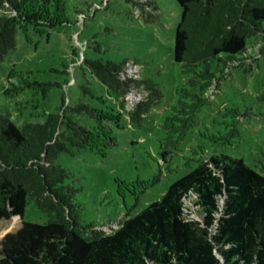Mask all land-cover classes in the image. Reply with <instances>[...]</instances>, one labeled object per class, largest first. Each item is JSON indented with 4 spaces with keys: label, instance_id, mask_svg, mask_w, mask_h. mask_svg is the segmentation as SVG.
<instances>
[{
    "label": "trees",
    "instance_id": "trees-1",
    "mask_svg": "<svg viewBox=\"0 0 264 264\" xmlns=\"http://www.w3.org/2000/svg\"><path fill=\"white\" fill-rule=\"evenodd\" d=\"M32 1L0 0V64L15 50L19 18ZM175 2L180 17L172 57L187 78L161 125L172 148L163 160L198 124L207 91L251 51L264 57V0ZM126 63H91V71L118 98L132 86L150 92L131 116L140 123L162 95L151 80H121L124 66L135 67ZM96 107L79 103L69 114L21 127L0 113V221L20 223L0 239V264H264V174L226 154L200 160L160 199L109 232L101 228L106 225L82 226L77 189L67 182L72 173L58 159L86 149L104 154L117 145L112 126H119V115ZM75 114L95 123L84 127ZM28 199L48 215L46 223L23 220ZM192 212L200 222L190 219Z\"/></svg>",
    "mask_w": 264,
    "mask_h": 264
},
{
    "label": "rangeland",
    "instance_id": "rangeland-1",
    "mask_svg": "<svg viewBox=\"0 0 264 264\" xmlns=\"http://www.w3.org/2000/svg\"><path fill=\"white\" fill-rule=\"evenodd\" d=\"M179 17L175 0H33L19 18L16 48L0 64L1 114L19 127L43 123L48 114H69L79 103L119 115L114 117L119 126H112L116 146L104 154L86 149L59 156L58 163L72 173L67 182L77 189L82 226L117 228L215 154L242 158L264 174V57L256 50L207 91L198 124L163 160L162 152L172 148L161 125L187 78L172 57ZM248 44L252 47L253 39ZM108 62L134 64L123 67L120 79L151 80L161 91L140 123L131 116L150 92L132 86L118 98L91 71V63ZM75 119L87 128L95 123L85 114ZM48 219L28 199L23 220ZM190 219L201 221L194 212ZM19 226L0 221V239Z\"/></svg>",
    "mask_w": 264,
    "mask_h": 264
},
{
    "label": "water",
    "instance_id": "water-1",
    "mask_svg": "<svg viewBox=\"0 0 264 264\" xmlns=\"http://www.w3.org/2000/svg\"><path fill=\"white\" fill-rule=\"evenodd\" d=\"M222 261H224L223 258H222Z\"/></svg>",
    "mask_w": 264,
    "mask_h": 264
}]
</instances>
